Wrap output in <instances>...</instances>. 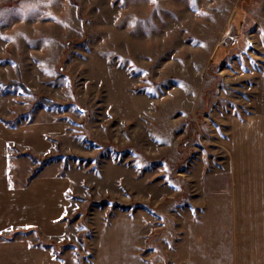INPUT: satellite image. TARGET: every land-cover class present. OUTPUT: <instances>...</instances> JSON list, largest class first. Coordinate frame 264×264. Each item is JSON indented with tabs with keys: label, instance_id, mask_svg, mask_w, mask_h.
I'll return each instance as SVG.
<instances>
[{
	"label": "rangeland",
	"instance_id": "1",
	"mask_svg": "<svg viewBox=\"0 0 264 264\" xmlns=\"http://www.w3.org/2000/svg\"><path fill=\"white\" fill-rule=\"evenodd\" d=\"M258 111L264 0H0V171L57 185L81 244L59 251L115 215L174 230Z\"/></svg>",
	"mask_w": 264,
	"mask_h": 264
},
{
	"label": "crops",
	"instance_id": "2",
	"mask_svg": "<svg viewBox=\"0 0 264 264\" xmlns=\"http://www.w3.org/2000/svg\"><path fill=\"white\" fill-rule=\"evenodd\" d=\"M230 134L227 187L206 183L199 203L180 207L174 230L151 243L138 216L115 215L79 253L59 251L81 244L57 185L35 178L20 190L0 171V264H264V111L234 119Z\"/></svg>",
	"mask_w": 264,
	"mask_h": 264
},
{
	"label": "trees",
	"instance_id": "3",
	"mask_svg": "<svg viewBox=\"0 0 264 264\" xmlns=\"http://www.w3.org/2000/svg\"><path fill=\"white\" fill-rule=\"evenodd\" d=\"M7 86H20L22 89H24V90L26 89L25 86L22 83H19V82L18 83L14 82V83H11V84H9ZM49 103H51V102H49ZM32 158L34 159V161L39 162L38 158H36V157H32ZM39 170H40V167L34 169L33 176L36 175L39 172Z\"/></svg>",
	"mask_w": 264,
	"mask_h": 264
}]
</instances>
